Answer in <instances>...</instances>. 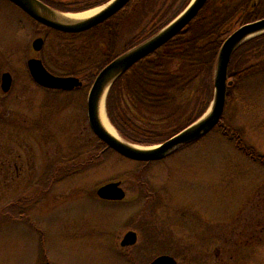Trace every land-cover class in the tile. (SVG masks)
I'll list each match as a JSON object with an SVG mask.
<instances>
[{
	"label": "rangeland",
	"instance_id": "1",
	"mask_svg": "<svg viewBox=\"0 0 264 264\" xmlns=\"http://www.w3.org/2000/svg\"><path fill=\"white\" fill-rule=\"evenodd\" d=\"M240 2L219 0L215 9L231 11ZM42 34L0 0V79L5 72L13 76L11 91L0 90V218L10 204L16 217L0 220V264H31L44 248L60 262L126 264L116 240L127 231L139 237L128 264L152 262L161 254L153 239L171 234L176 240L165 252L180 264H264V166L220 129L145 167L109 152L76 176L52 175L63 159H86L98 138L87 109L93 81L83 78L80 91L54 92L30 79L27 61L37 57L32 43ZM131 37L71 41L51 34L40 58L57 75L84 77L76 73H95ZM242 83L225 120L264 156V67ZM116 181L124 201L98 199L99 186ZM189 245L194 250L186 255Z\"/></svg>",
	"mask_w": 264,
	"mask_h": 264
},
{
	"label": "trees",
	"instance_id": "2",
	"mask_svg": "<svg viewBox=\"0 0 264 264\" xmlns=\"http://www.w3.org/2000/svg\"><path fill=\"white\" fill-rule=\"evenodd\" d=\"M58 11H85L111 0H43ZM192 0H133L111 20L87 33L66 36L35 21L37 28L58 37L76 40L82 36L116 39L123 27L132 35L127 47L110 54L95 73L82 74L95 81L99 72L121 53L138 46L154 36L171 20L180 15ZM219 0H208L197 17L163 47L134 65L111 87L107 97V114L120 135L141 146L161 144L200 119L214 98V74L220 49L226 38L244 24L264 18V0H241L231 11L215 9ZM223 2V0H220ZM170 2V3H169ZM146 19L148 23L144 25ZM114 21V22H111ZM264 67V34L243 44L234 54L229 66L226 109L233 104L238 86ZM243 84V83H242ZM193 93L191 98H186ZM225 109V110H226ZM225 115L216 128L235 143L237 150L255 163L264 166V156L248 147L241 132L227 126ZM215 130V131H216ZM86 159L80 156L61 160L52 169L53 176L70 177L71 170H88L94 159L113 152L98 140ZM51 171V170H50ZM77 173V172H76Z\"/></svg>",
	"mask_w": 264,
	"mask_h": 264
},
{
	"label": "water",
	"instance_id": "3",
	"mask_svg": "<svg viewBox=\"0 0 264 264\" xmlns=\"http://www.w3.org/2000/svg\"><path fill=\"white\" fill-rule=\"evenodd\" d=\"M18 8L22 9L30 18L52 28L56 31L68 34H80L109 21L118 12H121L133 0H111L103 6V9L94 16L82 20L72 21L63 17L70 13H63L48 7L40 0H10ZM208 0H192L189 6L160 32L141 42L138 46L122 53L111 63L107 64L97 75L93 82L87 101L88 118L91 129L99 140L106 144V149H111L119 155L132 161L150 163L164 160L183 147L190 145L208 135L211 130L221 123L227 105L228 87L233 85L229 80V66L235 52L249 40L264 34V18L247 23L235 30L222 45L219 51L214 74V98L207 112L195 123L168 139L154 146H141L126 140L112 136L103 126L100 118V106L104 97H108L113 84L134 65L163 47L180 31L184 30L197 17ZM44 39L38 37L32 43L35 52H41L44 47ZM27 66L31 79L42 88L54 91L71 92L83 87L84 81L77 76H61L51 73L40 58H29ZM11 73L5 72L1 76V89L5 94L9 93L13 86ZM121 181L110 182L100 186L97 197L109 201H122L126 192L122 188ZM137 241V234L129 231L123 245H132ZM150 264H178L171 256H160Z\"/></svg>",
	"mask_w": 264,
	"mask_h": 264
},
{
	"label": "flooded vegetation",
	"instance_id": "4",
	"mask_svg": "<svg viewBox=\"0 0 264 264\" xmlns=\"http://www.w3.org/2000/svg\"><path fill=\"white\" fill-rule=\"evenodd\" d=\"M7 1H9L13 6H15L17 9H19L20 11H22L24 14H25V16L27 17V18H29V16L22 10V9H20V8H18V6H16L14 3H12L10 0H7ZM41 2H43V3H45L43 0H40ZM46 4V3H45ZM46 5H48V4H46ZM48 7H50L49 5H48ZM62 12H66L67 14L68 13H77L78 14V12H82V11H62ZM31 19V18H30ZM112 19V18H111ZM110 19V20H111ZM32 20V19H31ZM33 21V20H32ZM109 22V21H108ZM92 30V29H91ZM56 31V30H55ZM56 32H59V31H56ZM89 32V31H88ZM125 32V29H124V27H123V30H122V33H124ZM59 33H61V34H64V35H66V36H69V35H78V34H67V33H62V32H59ZM85 33H87V32H85ZM51 34H55V35H57L56 33H53V32H50V33H45V32H43V34L42 35H40L39 37L40 38H43L44 39V46H45V44H46V41H47V38L49 37V35H51ZM81 34H83V33H81ZM120 34V33H119ZM80 35V34H79ZM78 35V36H79ZM99 35H95V36H82V37H80V38H78V39H76V40H71V41H80V40H82V39H84V38H88V37H90V38H96V37H98ZM106 36H107V34H106ZM107 37H109V35L107 36ZM118 37H119V35L117 36V38L116 39H118ZM38 38V37H37ZM115 39V40H116ZM113 40H114V38H113ZM43 51V50H42ZM41 51V52H42ZM40 52V53H41ZM40 53H38L37 54V57L36 58H40ZM33 58V57H32ZM42 61H43V63H44V60L42 59V58H40ZM44 65H46L45 63H44ZM81 89H79V90H75V91H80ZM74 91V92H75ZM118 156H120V155H118ZM126 159V158H125ZM129 160V159H128ZM157 162H159V161H157ZM136 163H139V162H136ZM154 162H150V163H139L140 165H142V166H146V165H151V164H153ZM77 172V173H76ZM80 173H82V171H80V170H71V171H69L68 173H67V175H69V176H76V175H78V174H80ZM116 182H118V181H116ZM105 185V184H104ZM121 185H122V182H121ZM120 185V186H121ZM142 185H145V183H144V181H142ZM103 186V185H102ZM99 188H100V186H99ZM122 188H123V186H122ZM124 189V188H123ZM125 191V190H124ZM97 195V194H96ZM98 199H100L99 197H98ZM101 200H103V199H101ZM103 201H107V203L109 202V200L107 199V200H103ZM122 201H124V200H122ZM122 201H110V202H122ZM12 208V209H11ZM11 210H13V207H11V204H10V211H8V215H5V216H3L2 218H0V220H1V222L4 220V221H7V220H9V221H16V217H15V213H13ZM8 218V219H7ZM129 231H127L123 236H122V238H121V240L119 241L118 239V241L116 240V252H117V255H119L120 257H121V259H122V261H124L126 264H128L129 263V257H131V254L132 253H129V252H133V249H134V247L138 244V241H139V237H138V233L136 232V234H137V241L134 243V244H132V245H126V246H124L123 245V240H124V238H125V236H126V234L128 233ZM171 236L173 237V238H155V239H153V242H152V244L151 245H154V246H156V245H158L159 246V249H157V250H159V251H161V254H159L156 258H158V257H160V256H164V255H167V256H171V257H173L175 260H176V262L178 263V264H180L179 263V261H178V259L176 258V257H174L173 255H171V253H168V252H165V251H168V249H166V248H169V244H168V242L169 241H174V240H176V238L174 237V236H176L175 234H171ZM207 240V239H206ZM165 241V242H164ZM205 242V241H204ZM172 244H177V243H171L170 242V245H172ZM119 246V247H118ZM196 249V248H195ZM194 250L193 249V247H191V245H189L188 246V248H186V250H185V254L186 255H188V254H191V252ZM163 252V253H162ZM219 252V251H218ZM155 258V259H156ZM154 259V260H155ZM153 260V261H154ZM152 261V262H153ZM151 263V262H150ZM149 263V264H150ZM30 264V263H29ZM31 264H71L70 262L68 263V262H65L64 260L62 261V262H60V261H57V260H55V259H53L52 257H51V255L49 254V251L46 249V248H44V249H42L41 250V253L39 254V255H37L32 261H31Z\"/></svg>",
	"mask_w": 264,
	"mask_h": 264
},
{
	"label": "bare ground",
	"instance_id": "5",
	"mask_svg": "<svg viewBox=\"0 0 264 264\" xmlns=\"http://www.w3.org/2000/svg\"><path fill=\"white\" fill-rule=\"evenodd\" d=\"M102 9H103V7L102 8H95V9H91L89 11L78 13V14L64 15L63 17L70 19L72 21H82V20H85V19H88V18L94 16L95 14L100 12ZM106 109H107V99H106V97H104L103 102L101 103V106H100L101 122H102L103 126L106 128V130L110 134H112V136L115 135V137L122 139L120 137V135L116 132L114 127L111 125V123L109 122L108 116H106L107 115Z\"/></svg>",
	"mask_w": 264,
	"mask_h": 264
}]
</instances>
